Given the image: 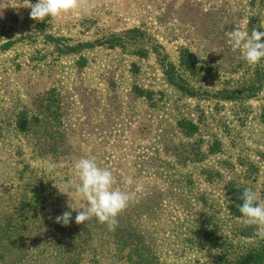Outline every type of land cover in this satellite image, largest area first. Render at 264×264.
<instances>
[{
    "label": "rangeland",
    "instance_id": "rangeland-1",
    "mask_svg": "<svg viewBox=\"0 0 264 264\" xmlns=\"http://www.w3.org/2000/svg\"><path fill=\"white\" fill-rule=\"evenodd\" d=\"M5 3L10 6L0 18V218L24 216L15 221L22 232V223L31 230L58 207L61 215L69 211V197L57 187L79 182L75 162L95 157L116 176L117 187L134 191L139 184L143 191L117 217L114 231L95 218L78 225L72 211L74 225L64 228L67 239L75 236L67 250L78 247V264H213L217 256H234L247 241L237 232L244 220L228 212L225 163L237 171L240 160L256 165V180L240 184L264 199V76L233 47L228 33L236 27L249 34L253 27L264 31V0H95L92 8L45 22L30 18L27 0ZM135 29L143 35H131L136 38L125 39L121 48L59 55L66 52L62 43L77 46ZM49 35L60 41H49ZM181 50L196 58L195 73L180 68ZM164 56L192 94L167 81ZM257 80L262 85L249 91ZM136 87L150 99L138 96ZM50 91L62 106L58 134L41 136L44 121L19 133L16 118L36 115ZM182 119L198 126L193 137L179 131ZM54 144L56 150H49ZM196 151L201 161L186 156ZM177 152L185 156L177 158ZM208 173L221 181H209ZM128 177L130 186L124 183ZM36 185L41 187L35 196ZM70 195L79 209L80 197ZM33 198L36 209L27 204ZM46 226L33 228L32 239L24 236L27 262L39 254L44 258L53 243ZM16 251L0 264H17Z\"/></svg>",
    "mask_w": 264,
    "mask_h": 264
},
{
    "label": "trees",
    "instance_id": "trees-1",
    "mask_svg": "<svg viewBox=\"0 0 264 264\" xmlns=\"http://www.w3.org/2000/svg\"><path fill=\"white\" fill-rule=\"evenodd\" d=\"M254 29V27H253ZM140 34L139 37H141V33L138 29L135 30H127L124 32L122 35L123 36H108L105 37L102 34V38L95 39L92 42H83L77 46H68L65 44H61L64 46L62 49H66V52H63V50H59V55L62 54H70V53H77L78 51H82L84 49H90L93 47H110V48H121L120 43H124V40L127 39L128 41H131L135 39L134 37H131V35H137ZM99 36V37H100ZM47 39L49 41L53 42H58L60 39L54 38L51 35L47 36ZM158 53V51H157ZM86 63V62H85ZM179 66L181 69H185L191 73H195V70L197 71V60L196 58L189 53L187 50H181L180 57L178 60ZM84 61L81 60L79 66H83ZM85 66V65H84ZM161 66H162V71L164 76L166 77L167 81L172 84L173 86L177 87L179 90H181L183 93H190L191 88H185L182 86L180 83H182V80L179 77V74L177 73L175 67L173 64L168 61L167 57L164 56L161 58ZM230 67V70H232V67ZM82 68V67H81ZM236 68V67H235ZM229 70V71H230ZM257 71L260 73V75L264 76L263 72V67L259 65V68ZM262 73V74H261ZM262 85V82H259L257 80L256 83H253L252 85L249 86V91H254L255 89L260 87ZM244 91V90H242ZM240 91V92H242ZM248 91V90H246ZM135 92L138 96L141 97H148L151 96L146 90H143L142 88L136 87ZM232 93V92H229ZM223 91L219 92V96L217 97H223ZM47 95V94H46ZM243 98L245 96L242 95ZM248 97V96H247ZM57 94L55 91H50L48 92V95L45 97L44 102L39 106V111L36 115H33L32 118H25L23 116H18L14 122V128L19 132V133H26L28 131H32L37 124H39L41 121L46 122L47 129L45 130V134H42L41 136H46L50 137L52 134L57 135L58 134V129H56L55 125L56 123H59L58 121V112L60 110L61 103L57 99ZM230 101V100H229ZM222 103H230V102H222ZM41 114H45L44 118H40ZM260 120L262 124L264 125V112L260 116ZM35 126V127H34ZM177 126L179 131L185 136V137H193L197 131H198V126L186 119H182L177 122ZM33 128V129H32ZM57 144V142H56ZM56 144L51 145L49 147V150H56ZM211 152H214L213 150ZM214 154V153H211ZM178 156H185L184 154L177 152L176 157L179 158ZM188 157H192L193 160L198 159V161H201L204 156L202 153L199 154L198 151H196V155L190 156L186 154ZM229 163H225V170L230 173V178L228 181L224 183L225 185V193L228 197L229 200V206H228V212L236 218H241L245 219L243 215L239 211L238 205L242 204L243 201L241 199L242 193L245 189L244 186H241L240 181L243 180H249L252 176V180H256V176L258 173V169L256 165L254 164H249L246 160H240L239 165V171L235 169L234 164H231L228 166ZM207 179L209 181H221L219 174L217 173H208L207 174ZM40 185H36L33 187L35 191V196L38 194L40 190ZM22 202L25 204L24 201L20 199L19 203ZM20 203V204H22ZM38 201L33 198V204H28V206L31 208L32 205L34 207L32 209H36L38 205ZM26 205V204H25ZM18 211V210H17ZM28 210H26L27 212ZM33 211V210H31ZM62 208L58 207L57 210L54 211L55 214L51 215V220L52 224H48L49 221L47 220H36L35 224L32 223L33 228L38 227L39 225L41 226H46V228L49 229L48 232H50V238L48 241H52L53 243H50L49 246L47 247L46 252L47 254L43 258L42 256L44 254H39L38 257H35V260L33 262H27L25 260V250L27 248L26 241L24 240V236L29 235L31 239L35 235V232L33 231V228L27 229L24 227L22 223V228L21 231H18V228L16 227V220H25L24 216L18 215L17 213H13L15 215L11 216H5L1 217L0 221H3L2 224L0 225V261L5 260V256L8 252L12 250H17L14 254V256H18L17 259V264H78V261L74 260L77 259L80 254L78 252V247L76 245L74 247H71L70 250H67V246L69 247V243L67 241L69 240L70 242L74 241L75 236L72 235L70 239L68 238V234L65 231L64 226L61 224H58L55 222V217L58 215H61ZM66 210H63V212ZM26 212H23V215H25ZM35 212V211H34ZM10 218V219H9ZM34 217H32L33 219ZM20 223V222H19ZM74 223H70L69 226H73ZM256 230V226H248L244 222H242L240 228H238L237 232L239 235L247 241L244 246H242L239 251L232 256L231 258H228L226 256H217L214 258L213 264H264V240H261L257 238L254 235V232ZM53 235H56L57 237L54 239ZM58 239V240H57ZM159 264V263H156Z\"/></svg>",
    "mask_w": 264,
    "mask_h": 264
},
{
    "label": "clouds",
    "instance_id": "clouds-1",
    "mask_svg": "<svg viewBox=\"0 0 264 264\" xmlns=\"http://www.w3.org/2000/svg\"><path fill=\"white\" fill-rule=\"evenodd\" d=\"M9 6L5 0L0 3V18H3V10ZM94 6L95 0H37L36 3L27 0L26 7L31 9L30 18L32 20L45 22L46 18L56 19L62 15ZM228 35L233 47L243 50V58L249 65L264 67L262 64L264 61V42H262L264 31L254 28L249 34L241 27H236ZM74 167L79 182L69 180L61 188L55 185L59 193L69 197L66 203L67 208L70 209L56 216L55 222L65 227L69 226L72 211H76V224H84L95 218L99 223L106 224L110 231H114L119 223L117 217L127 209L135 194L143 191V185L138 184L134 191L117 187L116 176L110 169L99 166L95 157L79 158ZM124 183L130 186L133 180L128 177ZM70 192L80 197L82 202L79 209L73 206ZM241 199L243 203L238 207L245 218L244 223L248 226H256L254 235L264 240V199L260 198L257 191L250 188L243 191Z\"/></svg>",
    "mask_w": 264,
    "mask_h": 264
}]
</instances>
